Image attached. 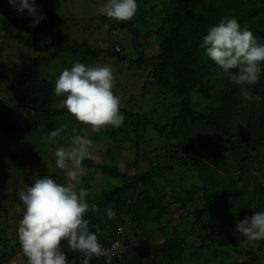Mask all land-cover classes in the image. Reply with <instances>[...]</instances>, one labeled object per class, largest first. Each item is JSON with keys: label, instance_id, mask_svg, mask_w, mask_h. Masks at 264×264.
I'll return each mask as SVG.
<instances>
[{"label": "trees", "instance_id": "trees-1", "mask_svg": "<svg viewBox=\"0 0 264 264\" xmlns=\"http://www.w3.org/2000/svg\"><path fill=\"white\" fill-rule=\"evenodd\" d=\"M137 3L138 11L130 21L117 22L102 17L112 21L114 26L127 28L133 35V42L141 37L139 27L145 28L146 35L154 37V55H147L143 47L134 43L137 54L134 59L121 50L115 52L114 46L118 44H110L107 50H96L87 44L64 45L61 39L38 44L3 21L0 40L15 41L38 56L25 69L0 77V82L6 81L11 96V102L4 106L2 114L28 111L46 121L67 113L66 109L53 105V84L40 78L41 64L59 53H81L85 58L113 55L120 63L131 67H149L148 78L158 94H172L178 100L176 114L166 123L157 124L146 113L120 107L125 117L121 127L109 126L100 132H92L94 141L107 140L111 146L106 145L102 161L95 163L85 158L82 174L98 171L113 183L97 198H94L91 184L79 185L92 190L86 199L89 205L95 204L100 209L98 212L90 209L85 216L89 230L105 244L120 240L118 254L110 264H264V240L249 241L235 230L237 220L250 216L246 210L249 202L246 193L235 191L243 182L249 184V179L246 182L245 178L249 167L263 174L253 187V193L257 197L254 211L264 208L263 120L251 121L252 110L264 111V100L258 105L244 100L239 88L223 77L205 50L200 48L208 28L222 18L235 17L242 28L246 27L264 39V0H137ZM50 48L54 50L43 57L41 54ZM250 87L253 93L264 98V73L260 81ZM210 98L215 101L213 105L209 103L204 106L205 111H200L198 105ZM4 126L6 131L10 130L8 125ZM147 129L168 140V145L145 149ZM206 132L224 142L201 141ZM130 150L134 152L135 161L126 162L124 168L117 160L122 151ZM152 154L154 159L150 157ZM230 157L236 159L232 165L236 166L237 173L227 181L217 179L214 170L221 168ZM144 161L147 167L139 169ZM4 164L9 165L0 157V176L11 179L13 171ZM131 167L133 172L129 170ZM174 170L183 175L185 170L200 172L188 188L176 192L168 187L170 180L166 177ZM45 176L58 183H67L65 172L57 168L54 158L40 167L35 180ZM30 178V175L26 176L28 182ZM84 179L82 177V181ZM155 181L163 185L159 195L156 190L149 191ZM4 197L0 198V261L17 249L23 253L17 233L15 239L9 237L7 224L9 220L17 222L22 216V212L16 211L19 198L16 193V202L4 203ZM235 205H241L242 211L235 212ZM106 206L115 210L114 219H108L103 212ZM10 208L15 216L10 215ZM225 217L231 225L228 228L222 226ZM175 218L183 219V226L176 224ZM148 225L155 228L145 232ZM119 227L122 228L120 236L116 235ZM104 229L110 237L99 233ZM62 246L69 261L81 264L84 258L81 253L72 252L67 242H62ZM15 256L2 264H10ZM23 258L27 264L26 257ZM90 264L106 263L93 257Z\"/></svg>", "mask_w": 264, "mask_h": 264}, {"label": "rangeland", "instance_id": "rangeland-1", "mask_svg": "<svg viewBox=\"0 0 264 264\" xmlns=\"http://www.w3.org/2000/svg\"><path fill=\"white\" fill-rule=\"evenodd\" d=\"M106 2L107 0H35L37 8L46 16V19L41 20L33 28L29 26L33 18L28 15L27 10H24L22 14H18L9 5L7 0H0V24L3 21L10 23L14 31L24 36L32 37L38 44L50 43L51 39H61L64 45L87 44L96 50L101 49L99 44H102L105 49L108 44H118L123 54L134 59L137 55L136 50L133 48L134 43H136L144 48L147 55H154L153 48L155 46V39L145 34V28L139 27L142 32L141 37L136 40L137 42H133V35L127 28H119L114 26L112 21L108 22L102 19L103 15H100L97 10ZM51 50H54V48H50L41 55L47 57L51 53ZM36 56L38 54L32 49L15 41L0 40V77L10 76L16 71L25 69ZM77 61L90 66L97 63H107L113 68L116 77L113 92L120 98L121 107L133 112L141 111L146 113L157 124L166 123L176 114V103L178 100L172 94H158L156 87L150 84L151 81L148 78L149 67H131L127 64L120 63L113 55L85 58L81 53H77L76 55L59 53L52 60L41 64L40 78L53 84L54 107L64 98L55 95V80L64 69H70L73 63ZM213 101V98L204 99L197 108L200 111H205L204 106L209 103L212 104ZM10 102L11 96L7 90V83L5 80H2L0 82V157H3L9 163V165L4 164L5 167L8 166L13 171V177L11 179L0 176V198H2V195H5L4 203L6 201L16 202L14 198L16 190L26 189L27 186H30L35 181L40 167L53 158L56 160L54 153L57 147L60 145L67 146L74 134L86 136L93 141L89 155L86 158L92 159L95 163L102 161V153L106 145L111 146V143L107 140L94 141L92 138V130L89 128L90 126L80 124L68 112L62 117L46 121L42 120V116L28 111H20L7 115L2 114L4 106L9 105ZM252 111L251 121L263 120L262 130H264V111L261 109ZM4 125H8L10 130L6 131ZM60 128L64 129L61 136L56 138L51 137V131ZM14 129H21L22 131L16 132L13 131ZM204 135L205 138H201L203 142L218 141V144L224 142L221 138L216 140L211 132H206ZM146 141L144 147L147 150H152L155 147H165L169 143L168 140L159 137L151 129L146 130ZM134 157L133 150L129 152L122 151L117 161L125 168L126 162L135 161ZM150 157L151 159L155 158L154 154ZM235 160L234 157H230L221 168L218 167L214 170L217 179L227 181L237 173L236 166L232 165L235 163ZM146 167L147 162L144 161L141 163L139 169ZM129 170L133 172L134 169L131 167ZM188 170L184 171L185 176L178 170L167 173L166 177L170 180L168 187H171L176 192L183 190L185 187L188 188L196 178L198 179L197 172H200L199 170H195L194 172L193 170ZM245 173L246 182L249 179V184L243 182L235 191L237 193H246V199L249 201L246 210L251 216L257 203V197L253 193V187L262 178L263 174L256 169H251V167ZM28 175L32 177L29 182L26 180V176ZM81 175L85 179L80 186L91 184L93 192H95L94 198L99 197L113 183L110 179L100 175L98 171H85ZM68 179L65 176L67 182ZM10 186L13 188V191L8 192L7 189ZM162 186L160 182L155 181L152 183L149 191L154 192L156 190V193L159 195L162 192ZM10 193H13L12 196ZM230 200L228 199V201ZM16 205L17 207H21L22 204L18 201ZM240 206H234L235 212L242 211ZM242 206L245 209V204ZM259 209L257 212L264 211V208ZM10 215L15 216L12 208H10ZM21 218L22 216L19 220ZM175 219L176 224L179 223L183 226V219ZM19 220L17 222L15 220H9L7 222L9 228L8 235L11 239L16 238V229H18ZM224 220H222V226L224 228L230 227L231 225L227 223L226 217ZM154 228V226L149 227L148 225L145 226L144 231L149 232V230ZM135 231L141 233L140 230L136 229ZM99 233L109 237L111 236L105 229L99 230ZM18 251L19 249L14 252L16 253L15 260L11 261L10 264H25L24 254Z\"/></svg>", "mask_w": 264, "mask_h": 264}, {"label": "clouds", "instance_id": "clouds-1", "mask_svg": "<svg viewBox=\"0 0 264 264\" xmlns=\"http://www.w3.org/2000/svg\"><path fill=\"white\" fill-rule=\"evenodd\" d=\"M7 2L18 14L27 10L33 18L30 27L34 28L46 19L35 0ZM138 7L137 0H107L97 11L121 22L132 20ZM99 46L105 49L102 44ZM108 47L109 44L105 50ZM200 48L205 50L223 77L239 88L244 100L257 105L264 100L250 87L256 85L264 73V39L258 38L246 27L242 28L237 18H222L218 24L208 28ZM115 79L114 70L107 63L90 66L74 62L55 80V95L64 97L56 107L66 109L80 124L90 126L93 133L109 126L119 128L125 117L120 112V98L113 92ZM63 131V128L55 129L50 135L60 137ZM92 144L88 137L74 134L67 146L57 147L55 163L69 178L67 183H58L45 176L36 179L26 189L16 190L23 205L16 209L18 213L22 212L17 237L27 264H75V261L67 259L62 242H67L72 252L83 255L81 264H90L93 257L105 254L103 244L97 234L89 230V221L85 219L90 209L92 212L100 209L95 204L89 205L86 199L92 190L79 186L82 183L83 161L88 157ZM7 191L11 192L13 188L10 186ZM103 212L108 219L116 216L111 206H106ZM235 230L249 241L264 240V211L245 215L237 222Z\"/></svg>", "mask_w": 264, "mask_h": 264}, {"label": "built area", "instance_id": "built-area-1", "mask_svg": "<svg viewBox=\"0 0 264 264\" xmlns=\"http://www.w3.org/2000/svg\"><path fill=\"white\" fill-rule=\"evenodd\" d=\"M115 51L119 52L120 48L118 46L115 47ZM122 234V228L119 227L116 229V235L120 236ZM100 242L103 244L106 252L104 255H101L100 257H96L97 259L101 260L102 262H105L106 264H110L116 257V254L119 247H120V240L114 239L109 242V244H105L102 239H99Z\"/></svg>", "mask_w": 264, "mask_h": 264}, {"label": "water", "instance_id": "water-1", "mask_svg": "<svg viewBox=\"0 0 264 264\" xmlns=\"http://www.w3.org/2000/svg\"><path fill=\"white\" fill-rule=\"evenodd\" d=\"M18 252H20V249H19ZM18 252H17V253H18ZM15 254H16V253H13V254H11L10 256H8L7 258L1 260V261H0V264L4 263L6 260L10 259V258H11L12 256H14Z\"/></svg>", "mask_w": 264, "mask_h": 264}]
</instances>
